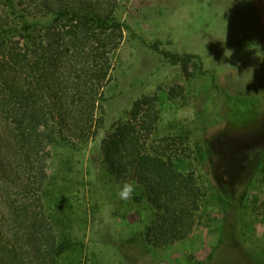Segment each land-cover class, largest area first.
<instances>
[{
  "label": "rangeland",
  "instance_id": "obj_1",
  "mask_svg": "<svg viewBox=\"0 0 264 264\" xmlns=\"http://www.w3.org/2000/svg\"><path fill=\"white\" fill-rule=\"evenodd\" d=\"M117 1L116 17L131 31L97 113L103 124L82 150L52 151L43 205L59 244H69L59 264H264V0ZM187 55L197 57L188 72ZM153 96L154 140L188 136L191 157L180 168L205 194L189 238L163 248L130 243L154 210L137 190L121 200L102 159L113 125Z\"/></svg>",
  "mask_w": 264,
  "mask_h": 264
},
{
  "label": "trees",
  "instance_id": "obj_2",
  "mask_svg": "<svg viewBox=\"0 0 264 264\" xmlns=\"http://www.w3.org/2000/svg\"><path fill=\"white\" fill-rule=\"evenodd\" d=\"M117 9V0H0V264H59L69 250L44 210L49 165L54 149L82 150L103 124L97 113L131 31ZM195 58L182 59L186 72ZM157 106L156 96L136 102L102 141V159L116 183H131L154 210L130 243L163 248L189 238L205 194L195 173L180 168L191 157L188 136L154 140ZM219 199L228 213L230 202Z\"/></svg>",
  "mask_w": 264,
  "mask_h": 264
},
{
  "label": "clouds",
  "instance_id": "obj_3",
  "mask_svg": "<svg viewBox=\"0 0 264 264\" xmlns=\"http://www.w3.org/2000/svg\"><path fill=\"white\" fill-rule=\"evenodd\" d=\"M229 53L232 55V51L226 49L224 55L228 57ZM134 190L135 189L131 183L124 182L118 192V196L121 200L127 201L132 198Z\"/></svg>",
  "mask_w": 264,
  "mask_h": 264
}]
</instances>
